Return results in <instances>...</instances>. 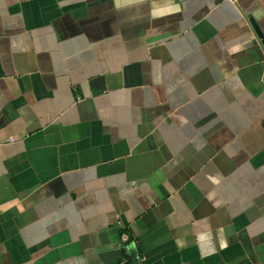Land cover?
Masks as SVG:
<instances>
[{
  "label": "crops",
  "instance_id": "obj_1",
  "mask_svg": "<svg viewBox=\"0 0 264 264\" xmlns=\"http://www.w3.org/2000/svg\"><path fill=\"white\" fill-rule=\"evenodd\" d=\"M0 264H264V0H0Z\"/></svg>",
  "mask_w": 264,
  "mask_h": 264
},
{
  "label": "water",
  "instance_id": "obj_2",
  "mask_svg": "<svg viewBox=\"0 0 264 264\" xmlns=\"http://www.w3.org/2000/svg\"><path fill=\"white\" fill-rule=\"evenodd\" d=\"M253 26H254V28H255L257 34H258L259 36H262V33H261L260 29H259L255 24H253Z\"/></svg>",
  "mask_w": 264,
  "mask_h": 264
}]
</instances>
